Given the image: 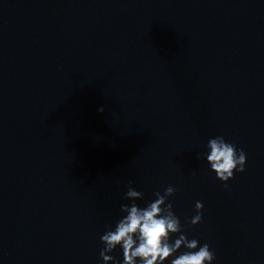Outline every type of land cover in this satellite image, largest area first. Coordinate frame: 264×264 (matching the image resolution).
<instances>
[{
  "label": "clouds",
  "instance_id": "1",
  "mask_svg": "<svg viewBox=\"0 0 264 264\" xmlns=\"http://www.w3.org/2000/svg\"><path fill=\"white\" fill-rule=\"evenodd\" d=\"M99 110L102 112L103 108ZM207 148L210 151L201 155L206 157L211 171L227 188V182L234 178V173L245 171L247 154L243 149L238 151L223 136L211 138ZM175 192L173 186H168L163 194L156 192V199L141 208L135 201L142 199L143 193L132 187V182L129 181L125 199L130 200L131 204L121 205V211L126 215L117 222L114 230L110 229L100 237L104 244L100 251L104 264H120V261L108 255L118 246L122 248L123 264H137L138 261L139 264H165L169 260L170 264H212L215 254L207 243L199 246L198 240H189L184 234L170 242L173 234L183 231L172 204L166 203ZM203 207L202 202H196V215L189 221L190 225L194 226L202 221ZM182 247L186 251L176 255Z\"/></svg>",
  "mask_w": 264,
  "mask_h": 264
}]
</instances>
